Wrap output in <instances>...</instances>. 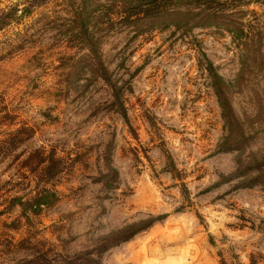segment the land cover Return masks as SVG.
<instances>
[{
  "label": "rangeland",
  "instance_id": "obj_1",
  "mask_svg": "<svg viewBox=\"0 0 264 264\" xmlns=\"http://www.w3.org/2000/svg\"><path fill=\"white\" fill-rule=\"evenodd\" d=\"M93 1L87 40L71 0H0V264H264V0Z\"/></svg>",
  "mask_w": 264,
  "mask_h": 264
},
{
  "label": "trees",
  "instance_id": "obj_2",
  "mask_svg": "<svg viewBox=\"0 0 264 264\" xmlns=\"http://www.w3.org/2000/svg\"><path fill=\"white\" fill-rule=\"evenodd\" d=\"M26 1L29 6L33 7L41 5L45 0ZM72 2L71 0V6H73ZM94 2L93 0H78L72 7L73 21L77 24L76 27L88 37L87 40H95L93 34L89 32V23L96 18L91 15V6ZM218 2L216 0H117L119 5L116 13H120L119 19L126 25H137L140 22L152 24L161 20L165 24H172L175 27L187 26L190 28L210 24L209 19L212 15L209 10L213 9L215 4H219ZM23 8V10H27V7ZM7 15H10L9 11L0 16V28L8 24L11 19ZM119 106L121 112L123 110L122 105L119 104ZM44 173L46 177H51L56 173L53 160L46 166ZM15 200L23 214H37L42 206H47L53 202L54 193L46 188H41L40 191L26 200L20 198H15Z\"/></svg>",
  "mask_w": 264,
  "mask_h": 264
}]
</instances>
